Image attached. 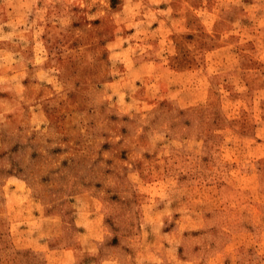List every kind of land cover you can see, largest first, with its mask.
Wrapping results in <instances>:
<instances>
[{
	"label": "rangeland",
	"instance_id": "374dc122",
	"mask_svg": "<svg viewBox=\"0 0 264 264\" xmlns=\"http://www.w3.org/2000/svg\"><path fill=\"white\" fill-rule=\"evenodd\" d=\"M0 264H264V0H0Z\"/></svg>",
	"mask_w": 264,
	"mask_h": 264
}]
</instances>
